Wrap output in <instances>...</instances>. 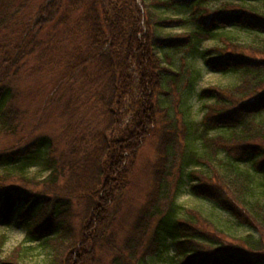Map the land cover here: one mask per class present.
Returning <instances> with one entry per match:
<instances>
[{
	"label": "trees",
	"instance_id": "1",
	"mask_svg": "<svg viewBox=\"0 0 264 264\" xmlns=\"http://www.w3.org/2000/svg\"><path fill=\"white\" fill-rule=\"evenodd\" d=\"M32 1L0 0V130H21L25 111L15 99L25 76L35 79L34 86L52 85L47 99L63 109L67 148L57 151L48 133L32 136L29 130L22 144L0 152L4 176L20 180L13 187L0 184V222L10 223L16 212L27 230L7 256L6 235L0 234L1 264H29L23 256L40 244L55 264L93 262L98 247L111 245L113 212L136 154L158 130L165 166L154 179L164 184L178 169L180 182L189 178L194 194L227 210L248 231L237 244L200 210L185 216L175 201L164 211L156 204L140 211L124 243L129 254L113 264H146L147 256L170 264H264V198L255 186L257 176L264 177V0H235L217 10L208 7L211 0H36V9ZM179 6L191 8L197 25L166 33L185 20L162 9ZM234 27L262 37L244 43L224 36L225 48L200 49ZM181 50L200 54L210 71L237 73L234 85L199 91V120L180 121L162 104L161 96L171 93L165 86L185 75L175 67ZM188 73L193 89L196 78ZM88 109L97 122H85ZM72 114L85 123L75 124ZM37 165L48 172L38 183L26 173ZM146 230L147 254L130 263Z\"/></svg>",
	"mask_w": 264,
	"mask_h": 264
},
{
	"label": "rangeland",
	"instance_id": "2",
	"mask_svg": "<svg viewBox=\"0 0 264 264\" xmlns=\"http://www.w3.org/2000/svg\"><path fill=\"white\" fill-rule=\"evenodd\" d=\"M141 1L142 0H139V2ZM232 1L235 2V0H211V2L208 3V7L210 10L221 9L222 4L226 2H228L226 3L228 6L233 7L236 4L232 3ZM31 4L36 9L38 5L36 0H33ZM31 4L27 8V12L32 10ZM162 11L164 12V15L170 16L171 18L181 17L185 20L180 23V25H175L173 27L170 26L165 29L166 33L180 34V32L194 29L197 25L192 18L191 8L179 6L177 8L170 7L169 9H162ZM224 36L235 37L240 42L244 43L253 42L259 39V37H262L256 33L254 34L238 27L228 28L215 33L212 39L204 40L200 45V49L213 47L216 44L225 48L227 45H223ZM232 50H234L233 47ZM59 53H61V51ZM174 60L176 61L175 67L177 70L185 72V75H183L182 79L176 81L177 84L172 83L165 86L171 93L162 95L161 100L163 101V105H169L171 107L172 115L174 114L177 116L180 121L182 118L192 120H199L201 118V105L203 102L197 97V94L202 88L215 85L225 87V85H234L238 81L237 73L209 71L204 64V60H202V56L200 54L191 53L190 50L176 52L174 54ZM189 71H191L193 77L196 78V80L193 81L195 83L193 89H189L188 87V80L192 78L188 73ZM199 74L200 76L198 77ZM21 79L22 80L18 82L20 92L15 100L21 110L25 111L20 127L22 131L19 130L18 133L11 134L0 130V152L14 149L16 146L22 144L23 141H25L27 131L29 130L33 132L32 136H34L35 133H48L53 142H55L57 151L65 150L67 148L66 134L64 130L66 117L62 114L63 109L60 105L56 104V102H50L47 99L48 94L46 91L52 85L44 84V86H34L32 84L35 79L30 80L25 76H22ZM88 111L89 116L86 118L85 122L90 119L97 122L93 114H90L89 109L84 112L88 113ZM68 118L71 120L73 119L77 125L85 123L78 119L77 116L73 117V114L72 117ZM95 122L91 124H94ZM159 134V130L154 132L150 136V140L146 142L138 154H136V160H134L136 162L133 167H131L132 172L128 178L129 186L126 189L120 204L115 207L113 212L114 220L110 223V232L108 233L109 239L112 240L110 242L111 245L107 246V244L103 243L101 245L102 247H98L96 250L94 261L90 262L86 260V264H113L116 256L122 258L123 256L126 257L127 254H129V249H124V243L133 235L136 225L135 222L140 211L145 209V207L155 206L156 204H158L164 211L172 201H175V203L179 205L178 211H180V215H188L189 209L194 208L195 210H200L220 229L222 228L225 231V233H222L223 237L227 240L235 241L237 244H242L237 237L243 236L248 229L243 226L238 227L235 224V219L227 210L222 209L221 207L219 208L211 200L203 199L194 194L191 189L189 178L183 181V183L180 182L178 169H174L173 175L170 176L164 184L163 181L159 180L157 177L154 179L153 173L155 170L165 166L164 164L162 165V161L158 158ZM6 168V165L0 167V178H4L1 180L0 184L4 187L7 185L13 187L16 186V184H19L20 180L18 177L9 179L4 176ZM26 173L37 178L36 183L39 181L38 178H43L48 174L43 165L30 166ZM27 183H23L26 188L30 187L32 190H37L36 187L29 185L32 184V182ZM255 183L256 193L264 198V177L258 175ZM162 184L163 191L161 192L159 189ZM185 208H187L186 211ZM11 219V222L7 224L0 222V234L3 233L6 235L3 256L9 255L14 248L25 240L26 229L22 223L17 221L16 212H13ZM74 222L78 227V221ZM214 228L215 227L212 224V226L209 227V230L211 231ZM145 234L142 243L136 245L135 253H133L132 257L128 260L130 263H137L138 260L140 261L141 256L144 254V250H146L145 253L147 254L151 234L148 230H146ZM39 246L35 248L36 250H31L28 256H23V260L29 264H55L52 255H50V249H48L46 245H44L45 247ZM174 252L175 246H172L170 253L173 254ZM145 262L146 264H170L165 261V259L151 258V256H147Z\"/></svg>",
	"mask_w": 264,
	"mask_h": 264
}]
</instances>
